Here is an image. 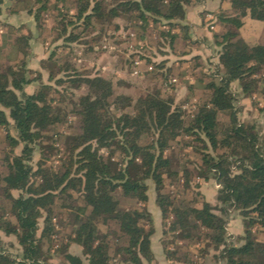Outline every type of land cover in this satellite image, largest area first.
Masks as SVG:
<instances>
[{
  "label": "trees",
  "instance_id": "obj_1",
  "mask_svg": "<svg viewBox=\"0 0 264 264\" xmlns=\"http://www.w3.org/2000/svg\"><path fill=\"white\" fill-rule=\"evenodd\" d=\"M193 1L200 5L207 0H114L112 5L104 0H75L76 23L60 11L55 29L58 38L74 42L90 27L102 32L107 26L117 30L119 19L136 31H146L150 22L165 21L170 29L160 34L170 38L173 47L181 38L173 31L177 26L184 39L194 38L190 25L182 24ZM223 1L233 14H216L223 25L221 32L213 34L220 48L216 56L219 74L206 75L204 103L197 105L191 119H186L181 106H174L173 98L162 96L160 91L137 98L116 95L111 79L82 77L76 68L65 70L74 71L66 74L67 81L77 87L85 84L86 92L73 103L77 132L66 138L69 155L56 172L44 161L34 170L30 162L37 147H43L40 141L47 138L45 132L66 123V118L49 100L51 86L43 85L33 94L25 92L32 83L28 77L31 37L24 35L16 41L23 58L17 64L0 66V127L6 131L5 140L12 149L5 158L7 171L0 175V230L16 237L21 254L12 256L0 250V264H62L51 261V251L57 233L55 219L63 225L65 219L60 215L65 214L72 229L67 242L61 241L57 255L68 264H85L80 256L68 252L70 243L81 248L87 264H111L116 256L125 264H152V236L156 233L152 215L145 206L126 207L122 203V199H137L146 204L148 180L155 185L162 235L205 241L220 252L218 258L223 264H264V241L252 232L255 226L264 228L263 139L256 126L239 120L236 94L231 89L236 82L244 96L251 97L255 91L264 95V40L251 42L240 32L245 17L264 21V0ZM2 4L5 0H0ZM39 12L34 19L37 30H42ZM29 13L33 14L31 9ZM69 26H73L71 31ZM50 79H54L53 73ZM57 82L63 84L64 80ZM112 103L119 107L120 114L110 111ZM11 129L16 136H12ZM187 137L193 139L187 142ZM181 142L201 155L197 176L216 180L217 200L222 206L208 202L192 206L165 193L166 177L182 181L183 189L189 188L191 171L184 165L173 168L168 154ZM20 145L22 152L15 155ZM102 149L123 155L119 168L112 156L100 153ZM14 191L19 195L14 196ZM230 211H240L243 218L245 235L240 240L244 243L239 245L228 241L226 216ZM40 220L43 227L39 233ZM101 225L106 227L105 232ZM163 250L167 261L199 264L189 255L177 257L165 242Z\"/></svg>",
  "mask_w": 264,
  "mask_h": 264
},
{
  "label": "rangeland",
  "instance_id": "obj_2",
  "mask_svg": "<svg viewBox=\"0 0 264 264\" xmlns=\"http://www.w3.org/2000/svg\"><path fill=\"white\" fill-rule=\"evenodd\" d=\"M104 1L110 5L114 3V0ZM206 2L207 7L204 10L200 13L195 10L190 11V18L182 22V24L190 25V35L194 38L184 39V33L180 26H177L173 31L179 34L181 38L175 41L173 47H170V38L166 39L160 34V32L170 29L165 21L160 24L150 22L146 31L139 29L136 31L131 29V25L128 27L125 21L119 19L117 21L119 28L115 31L114 26L105 27L104 32L94 26L88 28L78 41L66 42L63 38H58L59 33L55 29L58 25L56 18L61 11L66 14L69 21L76 23L77 3L75 0H22L15 3H12V0H5V4L0 5V66L19 63L23 56L18 51L20 45L16 41L24 35L30 36L28 77L32 83L25 87V92L33 94L39 91L43 85L51 86L52 91L49 93V100L56 108L57 113L63 119L66 118V123H60L45 132L47 138L40 141L43 147H37L30 162L34 170H37L39 162L44 161L47 167L55 172L58 171L69 155L66 138L77 132V118L72 113L73 103L86 92V85L82 84L77 87L69 83L66 74L68 72L73 74L74 72L73 70L65 71L69 68H76L82 77L100 76L113 80L116 95L125 94L137 98L160 91L162 96L173 98L175 100L174 106H181L186 119H191L197 105L204 103L206 91L203 87L207 82V76L211 74L218 76L219 74L216 68V56L220 48L215 45L213 34L214 32H221L223 25L216 14L220 11L225 14H233V11L223 0H207ZM194 4L193 1L189 5V9ZM14 9L17 10L16 13L12 12ZM30 9L33 14L29 13ZM38 12L44 25L42 30H37L34 19ZM249 18L242 19L244 25ZM195 19L199 24L196 23ZM139 23L141 24V22ZM242 28L240 32L244 39L251 42L264 40V21L258 22L255 26L247 23ZM72 29L73 26H69V31ZM77 32L79 33L80 30ZM85 41L87 43H84ZM53 53L55 54L53 59L49 60ZM161 63H164L163 68L158 67ZM51 72L54 74L52 80L50 79ZM59 79L64 80V83L59 84L57 82ZM231 89L236 94L239 120L256 126L264 145L263 93L255 91L251 97L244 96L236 82L231 85ZM118 108L115 103H112L110 111L120 114ZM10 133L12 136L17 135L14 129H11ZM5 135L6 131L0 127V175L7 171L5 158L12 150L5 140ZM145 139L146 137L143 138V140ZM192 139V137H187L185 140ZM21 152L22 145L14 150L15 155H19ZM100 153L107 158L112 156L111 159L117 164V168L120 167L119 164L123 158L120 152L114 151L112 153L107 149H102ZM168 154L172 158L173 168L179 169L183 165L187 166L191 175L189 188L186 189H183L182 181L177 183L166 177L165 193L173 194L172 197L177 196L178 199H183L192 206L200 207L204 202L216 207L222 206L217 200L219 185L216 180L213 178L205 180L197 176L196 166L200 164L201 155L192 146L186 147L181 142L175 145L174 149L168 151ZM147 184L148 202L146 204L142 205L137 199H122V203L126 207L143 208L145 206L152 215L156 230L152 236L156 249L155 252L153 251L155 259L152 264H182L178 261H167L163 242L167 243L169 250L177 252V257L189 255L199 264H223L218 258L220 252L208 246L204 240V242L198 243L197 241H182L162 235V216L160 218V215L155 212L156 207H158L156 205L155 185L151 180H148ZM13 194L18 196L19 192L14 191ZM215 213L221 215L219 210H216ZM60 217L65 220H63V225H59L60 221L55 219L57 233L53 237L55 242L51 251L53 254L51 261L68 264L62 255H57V250L61 247L62 240L67 242L72 225L68 215H60ZM8 218L15 222L13 217L8 216ZM226 219L230 244L244 243L240 240V237L245 235L240 211H230ZM42 227L43 220H40L41 229L39 233ZM100 228L103 232L106 231L104 225H101ZM252 232L256 239L264 241V228L255 226ZM0 250L10 253L12 256H20L21 254V247L16 237L6 235L1 230ZM203 250L205 251L202 252ZM68 252L80 256L87 264L86 257L77 244L70 243ZM111 264L125 263L119 256H116Z\"/></svg>",
  "mask_w": 264,
  "mask_h": 264
},
{
  "label": "crops",
  "instance_id": "obj_3",
  "mask_svg": "<svg viewBox=\"0 0 264 264\" xmlns=\"http://www.w3.org/2000/svg\"><path fill=\"white\" fill-rule=\"evenodd\" d=\"M189 7L190 6H188L187 7V18H190V16H189V14H190V11H198L197 13H200L202 10H204L206 7H207V2H205L203 5H198V4H194V6H191V8L189 9ZM189 9V10H188ZM192 13H194V12H192ZM199 16V15H198ZM199 18H200V16H199ZM198 18V19H199ZM197 19V18H196ZM195 19V20H196ZM197 21V20H196ZM247 23H249V24H251V25H257L258 24V22H256V21H254V20H252L251 18H249V19H247V21H246ZM245 22V25H244V27L247 25V23ZM197 24H199V22L197 21L196 22ZM243 27V28H244ZM242 28V29H243ZM243 35V34H242ZM257 37V36H256ZM156 209L157 210H155V212L158 214V215H160V218H161V212H160V209H159V207H156ZM152 249H153V251L155 252V246H154V244H153V240H152Z\"/></svg>",
  "mask_w": 264,
  "mask_h": 264
}]
</instances>
